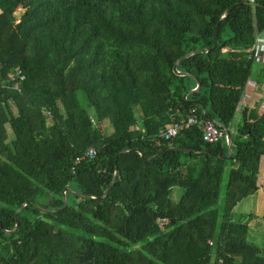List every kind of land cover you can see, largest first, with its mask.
Segmentation results:
<instances>
[{"label":"trees","instance_id":"trees-1","mask_svg":"<svg viewBox=\"0 0 264 264\" xmlns=\"http://www.w3.org/2000/svg\"><path fill=\"white\" fill-rule=\"evenodd\" d=\"M263 32L264 0H0V78L24 74L0 89V264H264L233 214L264 157V107L239 110ZM200 105L230 159L199 125L158 137Z\"/></svg>","mask_w":264,"mask_h":264},{"label":"built area","instance_id":"built-area-1","mask_svg":"<svg viewBox=\"0 0 264 264\" xmlns=\"http://www.w3.org/2000/svg\"><path fill=\"white\" fill-rule=\"evenodd\" d=\"M22 13H23V9L19 8L16 10L15 12L16 23L19 22V18ZM261 41H264V32L260 35V38L256 45V56L259 57L263 55L264 52V43H261ZM262 62H264L263 56H262ZM23 81H24V74L20 69L16 68L14 72L7 77V79L0 78V89H12L18 91L20 84ZM193 125L200 126L202 132V139L207 143H217L226 135L225 130L223 128L217 126L209 119H201L197 117L195 114H193V111H191V114L189 116L185 118H180L169 125L161 127L158 130L157 135L161 139L169 140L172 137H174L177 134V132L183 129H187ZM134 128L138 129V126L135 125ZM94 155L95 152L92 149H90L85 154V157L92 158ZM78 161L80 160L78 159ZM166 223H167L166 219L156 220V224L158 225L159 228H162L163 225H165Z\"/></svg>","mask_w":264,"mask_h":264},{"label":"rangeland","instance_id":"rangeland-1","mask_svg":"<svg viewBox=\"0 0 264 264\" xmlns=\"http://www.w3.org/2000/svg\"><path fill=\"white\" fill-rule=\"evenodd\" d=\"M261 43H264V41H261ZM262 56L264 57V52L263 55L256 56L258 57L257 60H262ZM260 68V62H257L254 65V72L252 73L253 78V82H256L255 80L257 79L256 75L259 74L258 69ZM240 123V113L238 112L236 114V117L234 118L232 127L235 128L238 124ZM108 132H110L112 130H110V126H107ZM9 133V137H12V134L10 131H8ZM227 170L224 173V177H223V186L225 185L226 182V176H227ZM262 172H264V157L261 159L260 165H259V170H258V176H257V186L262 187V194L257 196L255 199H252V197H250V199H247L246 201H244L243 203H241V206L243 208H241V212H246V214H239L237 213L238 210L234 209L233 214H235V216H240L241 218H244L245 220L249 219V237L248 240L255 244V246H257L258 248H260L261 250L264 249V173L262 174ZM261 180V181H260ZM261 183V184H260ZM180 194V190L177 188H174L172 190L171 193V199L173 201H176L178 199V196Z\"/></svg>","mask_w":264,"mask_h":264},{"label":"water","instance_id":"water-1","mask_svg":"<svg viewBox=\"0 0 264 264\" xmlns=\"http://www.w3.org/2000/svg\"><path fill=\"white\" fill-rule=\"evenodd\" d=\"M230 9H231V6L228 7V8H226L224 14L226 15V14L229 12ZM223 17H224V15L221 16V18H223ZM216 34H217V28L215 29L214 39H216ZM214 46H216V41H214ZM207 51H208V50H207ZM192 54H193V52H190V53L186 54V55H185L180 61H177V62H176V64H175L174 67H173V72H174L175 74H177L178 76H191V75H189V74H187V73H179V72L177 71V66H178L182 61H184V60L187 59L189 56H191ZM200 87H201V86H200V83L197 82V81L195 80V87H194V89L191 90L189 93H192V92H195V91L199 90ZM200 107H201V111H202L203 116L207 117L205 107H204L203 105H200ZM207 118H208V117H207ZM208 119L211 120L213 123H215L217 126L223 128V129L225 130V133H226V144H227V149H228V155H227L226 157H219V158H220V159H230V158L232 157V155H233V153H232V139H231V133H230V131L228 130V128H226V127L223 126L222 124L216 122L215 120H213V119H211V118H208ZM171 149L178 150V151H184V150H181V149H178V148H171ZM126 152H129V151H126ZM135 152H138V150H135ZM160 152H161V151H160ZM160 152H159V153H160ZM121 153H124V152H121ZM159 153H158V154H159ZM158 154H155V155L152 156L150 159H152L153 157L157 156ZM150 159H148V160H150ZM111 186H112V184H111ZM66 192H69V190H65V191L62 193V194H63V203H64V206H67V203H66V196H65V193H66ZM105 196H106V194L104 195V197H105ZM24 205H26V203H24L21 207H19V208L15 211V214H16L17 212H19V211L23 208ZM40 210L43 211V212L48 211V210L43 209V208H40ZM17 225H18V222L16 221L15 226H17ZM8 232H9V231H8Z\"/></svg>","mask_w":264,"mask_h":264},{"label":"crops","instance_id":"crops-1","mask_svg":"<svg viewBox=\"0 0 264 264\" xmlns=\"http://www.w3.org/2000/svg\"><path fill=\"white\" fill-rule=\"evenodd\" d=\"M255 103L260 105L261 107H264L263 106L264 105V84H257L256 82L250 81L248 83L246 89H245V94L242 96V98L240 100L239 110H242L244 108V106H252ZM261 159H260V162H261ZM260 162H259V165H260ZM258 170H259V166H258ZM263 173L264 172H262V174ZM262 189H263L262 187H259L254 194L247 196L244 199H242L241 201H239L234 206V209L238 210L237 213L246 214V212L245 213L241 212V208H243L241 206V203H243L247 199H250V197H252V199H255L257 196H259L263 193ZM234 209H233V212H234Z\"/></svg>","mask_w":264,"mask_h":264}]
</instances>
